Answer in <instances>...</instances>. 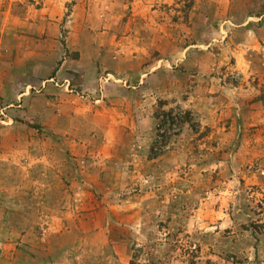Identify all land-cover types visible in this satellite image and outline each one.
Instances as JSON below:
<instances>
[{"label": "rangeland", "instance_id": "obj_1", "mask_svg": "<svg viewBox=\"0 0 264 264\" xmlns=\"http://www.w3.org/2000/svg\"><path fill=\"white\" fill-rule=\"evenodd\" d=\"M159 102L199 126L148 160ZM1 173L40 240L134 202L129 264H264V0H0Z\"/></svg>", "mask_w": 264, "mask_h": 264}, {"label": "crops", "instance_id": "obj_2", "mask_svg": "<svg viewBox=\"0 0 264 264\" xmlns=\"http://www.w3.org/2000/svg\"><path fill=\"white\" fill-rule=\"evenodd\" d=\"M3 15L6 25L8 10H4ZM151 144H148V160L157 159L161 156H149ZM3 174L1 173L0 176L6 180L8 176L6 173ZM78 183L72 177L70 182L64 183L65 187L61 183L55 185L48 182L42 184V188L46 192L48 202L49 200L54 201L59 196L65 200V196L69 194L68 189L78 185ZM31 185L32 182L29 184L22 183L19 186L12 182L3 181L0 184V192L3 195L5 193L4 196L6 193L11 194L12 192H36L37 186ZM56 188L62 193L56 195ZM66 191L68 194H65ZM2 194L0 195V264H129L130 253L127 244L123 237L114 233L111 226L122 225L135 230L133 217L136 204L134 202L118 208L115 206L113 208L115 210L110 209L103 220L100 217L90 216L88 212L85 215L73 216L67 210L66 204L60 206L63 208L62 210L48 212L47 215H39L38 217H45L49 222V230L44 241V239L40 240L33 232L20 226L25 224L24 227H27L26 224L30 223L31 219L28 217L31 214H28L23 206L25 204H20L21 200L18 199L13 205L9 204L2 200ZM18 197L22 196L18 195ZM111 206L109 207L111 208ZM116 213H124L127 218L120 219ZM110 230L115 235H111ZM68 233L73 234L70 240H62L63 236H65L64 239L69 238L66 237ZM110 243L111 245H109Z\"/></svg>", "mask_w": 264, "mask_h": 264}, {"label": "trees", "instance_id": "obj_3", "mask_svg": "<svg viewBox=\"0 0 264 264\" xmlns=\"http://www.w3.org/2000/svg\"><path fill=\"white\" fill-rule=\"evenodd\" d=\"M163 104L164 102H159L157 105L158 109L154 112L156 131L150 146V157L159 156L164 152L170 137L179 132L182 124H188L194 131H197L199 126L193 111L181 109L180 107L165 110L162 108Z\"/></svg>", "mask_w": 264, "mask_h": 264}]
</instances>
